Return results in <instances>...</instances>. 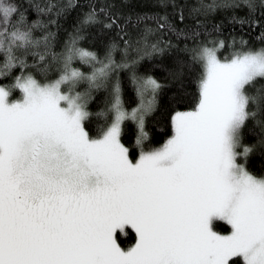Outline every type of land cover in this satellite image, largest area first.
Masks as SVG:
<instances>
[{"label": "snow or ice", "instance_id": "6c2138e0", "mask_svg": "<svg viewBox=\"0 0 264 264\" xmlns=\"http://www.w3.org/2000/svg\"><path fill=\"white\" fill-rule=\"evenodd\" d=\"M0 264H264V0H0Z\"/></svg>", "mask_w": 264, "mask_h": 264}, {"label": "trees", "instance_id": "16d2710c", "mask_svg": "<svg viewBox=\"0 0 264 264\" xmlns=\"http://www.w3.org/2000/svg\"><path fill=\"white\" fill-rule=\"evenodd\" d=\"M30 0H24V3L27 4L29 3ZM99 2V0H98ZM224 18V13L218 11L215 15V19L219 21L220 19ZM233 25L229 22H226V25L224 27V31L227 32L228 28L232 27ZM259 35V31L256 30L253 32L252 30H249L248 36L250 40H253L255 43H259L257 37ZM226 51V49H225ZM223 55V52L220 53ZM159 74H163L162 72ZM196 89V84L195 82H190L188 84V90L195 91ZM176 91L175 88H170L162 97L160 101V110L157 111L149 120L148 122V128L150 131V139L152 143L158 144V143H163L164 139L167 138L168 135L171 134V126H170V113L167 111L169 107V96L172 92ZM19 93H17L18 95ZM186 99H187V93H186ZM181 106H191L189 103H184L182 102ZM93 108L95 109V105H93ZM95 125L92 126V129L94 131ZM135 125L132 122H129L127 131L124 133V142L130 145V148H135ZM138 154V150H137ZM259 163L260 159L258 156L253 157L251 159V164L250 166L253 168L255 171H259ZM224 223V222H221ZM122 243L124 245H127L128 243L132 242V237L130 235L122 234L121 236Z\"/></svg>", "mask_w": 264, "mask_h": 264}]
</instances>
